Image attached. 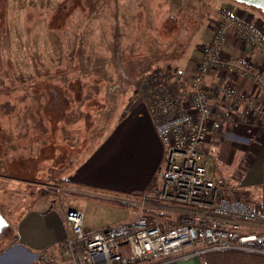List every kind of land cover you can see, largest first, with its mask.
<instances>
[{
    "label": "rangeland",
    "instance_id": "obj_1",
    "mask_svg": "<svg viewBox=\"0 0 264 264\" xmlns=\"http://www.w3.org/2000/svg\"><path fill=\"white\" fill-rule=\"evenodd\" d=\"M227 11L264 36V14L230 0H0V208L9 222L0 240L9 238L20 215L40 200L53 198L66 211L82 209L93 197L58 181L72 180L78 159L111 134L118 125L113 121L119 94L125 86L135 90L141 79L135 78L140 73H125L113 91L120 76L115 56H123L131 69L143 57L152 63L171 61L192 44L202 46L201 29L219 25ZM205 153L209 170L224 171L211 146L205 144ZM231 174V186L239 187L244 178L232 169ZM46 190L53 194L44 197ZM104 198L100 205L121 207L126 214L93 211L92 222H112L154 208L142 196L130 206L123 199Z\"/></svg>",
    "mask_w": 264,
    "mask_h": 264
},
{
    "label": "built area",
    "instance_id": "obj_2",
    "mask_svg": "<svg viewBox=\"0 0 264 264\" xmlns=\"http://www.w3.org/2000/svg\"><path fill=\"white\" fill-rule=\"evenodd\" d=\"M231 31L264 55V36L227 11L203 47L191 82L158 70L134 83L165 153L156 189L144 193L143 202L162 210L173 225L165 218L151 223L142 212L128 223L92 233L85 228V213L71 209L66 218L72 236L41 253L40 264H168L211 251L232 250L264 256L262 213L246 201L227 196L226 181L210 173L205 153L208 135L220 132L226 113L212 106L213 98L227 102L233 111L240 106L238 88L226 79L208 84L210 70L238 74L254 82L264 95L263 72L245 59H222ZM119 74L113 91L127 77L122 69Z\"/></svg>",
    "mask_w": 264,
    "mask_h": 264
},
{
    "label": "crops",
    "instance_id": "obj_3",
    "mask_svg": "<svg viewBox=\"0 0 264 264\" xmlns=\"http://www.w3.org/2000/svg\"><path fill=\"white\" fill-rule=\"evenodd\" d=\"M249 16L253 19L256 18L252 14ZM241 17L244 16L241 15ZM244 19L248 21L247 18ZM214 27L215 25L201 29L198 37L205 40L202 46L192 44L185 49L183 55L171 61L152 63L148 58L143 57L142 64L136 62L131 69L124 63L123 56L118 54L115 56L117 57L116 63H118L116 76L122 69L130 76L140 73L135 78H141V74L146 71L150 74L163 68L178 74L183 81L191 82L201 60L202 49L211 41ZM107 46H110L111 50V44L109 43ZM221 57L224 60L245 59L255 69L264 73V55L247 46L235 31L227 34ZM142 65H148V69L141 73L138 68L141 69ZM221 78L238 88L240 106L238 110L233 111L227 102L213 98L212 106L216 110L226 113L220 132L209 134L206 146H211L213 155L214 153L219 155L218 160L223 165L224 171L222 169V172L214 169L209 171L215 177L224 178L228 185L227 196L229 198L241 197L245 199L264 217V95L261 94L254 82L244 79L238 74H224L210 70L207 82L209 85H214ZM129 86H125L124 91L119 94L122 100L119 101L120 109L117 110L118 114L115 115L116 119L113 121L118 125L108 137H103V141L96 148L88 151L82 161L79 164L76 163L78 166L71 171L74 178L70 180L72 187L70 189L78 191L80 194L92 193L93 197H90L88 201L86 199L87 203L82 209L71 207L63 211L55 205L53 198H51L52 202L48 198L46 201L40 200L41 203L30 206L20 215L10 237L0 240V264H40L38 257L41 253L59 247L61 243L72 236L71 225L66 218L67 212L71 209L81 210L85 213V228L92 233L128 223L137 217L136 213L132 216L129 213L128 217H122V219L112 222L99 221V223L92 222L89 217V212L94 211L95 213L99 210L101 213L108 209L126 214L127 210H122V212L121 207L100 205L103 203L101 200L106 201L104 197L116 198L115 202L123 199L128 202L129 206L133 201L134 203L137 200L140 201L144 193L155 191L156 187L154 186L159 181L158 175L165 166L164 149L155 132L145 101L133 90V87L130 86V89L126 90ZM99 145L101 147H98ZM222 160H225L232 168H225L226 165ZM231 169L233 172H237L239 177L244 178L239 187L231 186L230 180H233ZM243 188L246 190L241 191ZM107 200L110 201V199ZM126 208L129 209V207ZM2 210L0 208V212L5 217ZM145 214L151 223L160 219L155 217L156 214H159L156 208L148 209ZM163 216L170 220L168 216ZM12 236L15 237L14 240L8 241ZM168 264H264V256L238 250L211 251L200 257Z\"/></svg>",
    "mask_w": 264,
    "mask_h": 264
},
{
    "label": "water",
    "instance_id": "obj_4",
    "mask_svg": "<svg viewBox=\"0 0 264 264\" xmlns=\"http://www.w3.org/2000/svg\"><path fill=\"white\" fill-rule=\"evenodd\" d=\"M239 4H243L249 7H253L260 10L264 14V0H235ZM9 223L6 218L0 212V235L8 229Z\"/></svg>",
    "mask_w": 264,
    "mask_h": 264
},
{
    "label": "trees",
    "instance_id": "obj_5",
    "mask_svg": "<svg viewBox=\"0 0 264 264\" xmlns=\"http://www.w3.org/2000/svg\"><path fill=\"white\" fill-rule=\"evenodd\" d=\"M82 159L83 158H79L78 159V161H77V163L79 164V162H81L82 161ZM78 164H75L72 168H71V170H73V168L74 167H77L78 166ZM70 170V171H71ZM58 184H61V185H63V186H68V185H70V181L69 180H63V181H58ZM43 194V196L44 197H48L47 195H51V194H53L52 192H49V191H44V193H42ZM155 217H157V218H162V217H164L163 215H159V214H156V216Z\"/></svg>",
    "mask_w": 264,
    "mask_h": 264
},
{
    "label": "flooded vegetation",
    "instance_id": "obj_6",
    "mask_svg": "<svg viewBox=\"0 0 264 264\" xmlns=\"http://www.w3.org/2000/svg\"><path fill=\"white\" fill-rule=\"evenodd\" d=\"M230 1H232V2H236L235 0H230Z\"/></svg>",
    "mask_w": 264,
    "mask_h": 264
}]
</instances>
